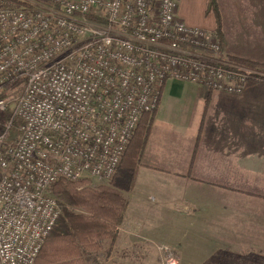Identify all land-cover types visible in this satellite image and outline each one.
<instances>
[{
	"label": "built area",
	"instance_id": "obj_1",
	"mask_svg": "<svg viewBox=\"0 0 264 264\" xmlns=\"http://www.w3.org/2000/svg\"><path fill=\"white\" fill-rule=\"evenodd\" d=\"M37 1L51 6L0 0V264L35 263L60 213L54 183L114 176L166 80L239 94L255 74L178 0Z\"/></svg>",
	"mask_w": 264,
	"mask_h": 264
},
{
	"label": "crops",
	"instance_id": "obj_2",
	"mask_svg": "<svg viewBox=\"0 0 264 264\" xmlns=\"http://www.w3.org/2000/svg\"><path fill=\"white\" fill-rule=\"evenodd\" d=\"M177 3L190 26L214 31L206 0ZM222 55L264 62V0H217ZM111 251L175 246L208 260L264 238V81L239 94L166 80ZM150 243H148V242ZM107 243L104 244V247ZM126 249V250H127ZM205 260V261H206Z\"/></svg>",
	"mask_w": 264,
	"mask_h": 264
},
{
	"label": "trees",
	"instance_id": "obj_3",
	"mask_svg": "<svg viewBox=\"0 0 264 264\" xmlns=\"http://www.w3.org/2000/svg\"><path fill=\"white\" fill-rule=\"evenodd\" d=\"M9 5L32 9L31 4L20 0H2ZM206 14L215 18V34L221 40V18L217 0L206 1ZM91 20H100L89 14ZM228 60L237 65H247L257 72H264V64L237 56ZM259 74V73H257ZM250 80L262 76L253 74ZM152 113L141 115L137 127L124 151L114 178L107 184L91 186L85 180L58 181L50 189L59 203L60 213L54 228L45 239L34 264H95L99 251L108 253L118 237L128 201L124 195L134 185L136 170L150 132ZM107 246L104 247V244ZM223 253H216L217 262Z\"/></svg>",
	"mask_w": 264,
	"mask_h": 264
},
{
	"label": "rangeland",
	"instance_id": "obj_4",
	"mask_svg": "<svg viewBox=\"0 0 264 264\" xmlns=\"http://www.w3.org/2000/svg\"><path fill=\"white\" fill-rule=\"evenodd\" d=\"M20 1L31 2L33 3V5H31L32 8L42 9L45 11H47L51 6L49 3L39 2L37 0H20ZM188 1L191 3L190 0H180L181 2L180 6L181 7L183 6L185 8H187L188 6L191 7L192 4L189 5ZM205 10H206V6H205ZM205 10H204L205 17L211 16L214 21V26L216 27L214 15L212 13L206 14ZM218 10H219V6H218ZM220 18H221V14H220ZM221 34H222L221 37L222 39L223 38L222 18H221ZM256 62L264 64V62H260V61H256ZM242 67L248 71H252V73H255L256 75L262 76V78L264 79V72L262 73L257 72L256 70H254L253 68L247 65H242ZM252 81L253 80L249 79L248 82H252ZM257 81H264V80L258 79ZM12 95L13 97L10 96L11 99L16 97L17 92L13 93ZM114 176L112 178H114ZM111 179L107 181H99L96 179L85 178L82 180L87 181L91 186H97L99 184L100 185L107 184L111 181ZM260 242L262 248L257 247V248L243 249V251L240 252H232L228 249H223L221 250V252L224 251L225 254L219 256L217 262H214V260L212 261V257H210L208 260L203 259L200 262H191L192 259H196L192 255H186V254L182 255L175 246H172L167 243H159L149 248L140 247V248H131V249L126 248L127 250L126 249L125 250L121 249L119 251L117 250L116 259H115L116 261H110L107 259V257H101L97 259V262L95 264H167L166 261L164 260L165 254L163 253L162 247H167L174 254L176 261L175 264H264V238L261 239Z\"/></svg>",
	"mask_w": 264,
	"mask_h": 264
}]
</instances>
